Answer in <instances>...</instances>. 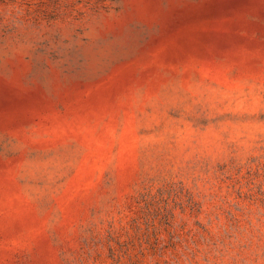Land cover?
I'll list each match as a JSON object with an SVG mask.
<instances>
[{
	"label": "rangeland",
	"instance_id": "rangeland-1",
	"mask_svg": "<svg viewBox=\"0 0 264 264\" xmlns=\"http://www.w3.org/2000/svg\"><path fill=\"white\" fill-rule=\"evenodd\" d=\"M0 264H264V0H0Z\"/></svg>",
	"mask_w": 264,
	"mask_h": 264
}]
</instances>
